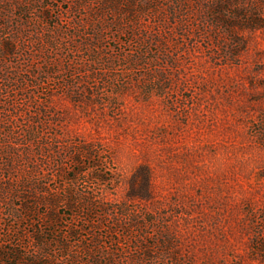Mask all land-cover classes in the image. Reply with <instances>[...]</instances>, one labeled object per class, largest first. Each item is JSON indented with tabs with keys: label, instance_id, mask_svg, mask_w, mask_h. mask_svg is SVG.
Masks as SVG:
<instances>
[{
	"label": "rangeland",
	"instance_id": "374dc122",
	"mask_svg": "<svg viewBox=\"0 0 264 264\" xmlns=\"http://www.w3.org/2000/svg\"><path fill=\"white\" fill-rule=\"evenodd\" d=\"M105 1L0 0V264H264V0Z\"/></svg>",
	"mask_w": 264,
	"mask_h": 264
},
{
	"label": "trees",
	"instance_id": "16d2710c",
	"mask_svg": "<svg viewBox=\"0 0 264 264\" xmlns=\"http://www.w3.org/2000/svg\"><path fill=\"white\" fill-rule=\"evenodd\" d=\"M129 3H133L132 0H130ZM120 6V1L119 0H106L103 4V8L104 10L107 8L111 10L112 13H116L118 10V7ZM120 11H123V13L127 12V13H131L132 10H128V9H123V10H120ZM119 11V13H120ZM236 17L239 16L240 19H237V21H235V24H237L239 27H249V28H264V23L261 21L260 19V16H257L259 15V13L256 11L255 9V12L252 13V15H249L248 12L249 11H234ZM229 24V25H228ZM7 24L3 23V26H6ZM227 26H233L231 23H227ZM97 36V34H96ZM16 40V38H14V41ZM15 48H14V45L10 42H6V43H3L0 47V56L1 57H6V56H9V55H12L15 53ZM5 65H1L0 63V76H4L2 78L6 79L9 83L13 82H16V81H21V82H27L28 79H19L17 76L15 77H8L5 73H6V68H4ZM12 84V85H13ZM11 86V84H10ZM9 86V87H10ZM14 88L15 89H19V90H23L24 87L23 86H19V85H14Z\"/></svg>",
	"mask_w": 264,
	"mask_h": 264
}]
</instances>
